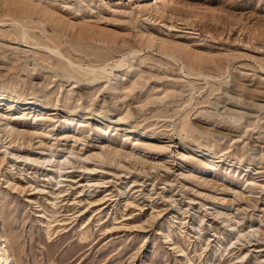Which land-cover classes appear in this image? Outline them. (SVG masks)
Returning a JSON list of instances; mask_svg holds the SVG:
<instances>
[{
  "label": "rangeland",
  "instance_id": "rangeland-1",
  "mask_svg": "<svg viewBox=\"0 0 264 264\" xmlns=\"http://www.w3.org/2000/svg\"><path fill=\"white\" fill-rule=\"evenodd\" d=\"M0 239L264 264V0H0Z\"/></svg>",
  "mask_w": 264,
  "mask_h": 264
},
{
  "label": "bare ground",
  "instance_id": "bare-ground-1",
  "mask_svg": "<svg viewBox=\"0 0 264 264\" xmlns=\"http://www.w3.org/2000/svg\"><path fill=\"white\" fill-rule=\"evenodd\" d=\"M4 248L5 247L2 246V242L0 241V264H10L9 254Z\"/></svg>",
  "mask_w": 264,
  "mask_h": 264
}]
</instances>
